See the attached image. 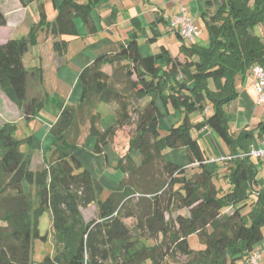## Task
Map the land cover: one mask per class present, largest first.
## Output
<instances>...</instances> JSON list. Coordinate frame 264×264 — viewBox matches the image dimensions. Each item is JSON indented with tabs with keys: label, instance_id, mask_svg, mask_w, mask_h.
Instances as JSON below:
<instances>
[{
	"label": "trees",
	"instance_id": "1",
	"mask_svg": "<svg viewBox=\"0 0 264 264\" xmlns=\"http://www.w3.org/2000/svg\"><path fill=\"white\" fill-rule=\"evenodd\" d=\"M94 3L63 0L52 21L42 4L40 20L27 36L0 43V93L27 120L45 104L41 96L29 97L30 77L38 72L43 80L42 68L30 69L25 61L31 46L41 30H51L57 36L53 48L63 59L70 42L66 35L79 33L75 15L93 29ZM201 16L209 31L206 44L179 34L177 54L164 45L159 54H143L134 33L116 52H102L85 65L80 100L67 103L50 127L54 143L47 158L44 152L46 166L31 168L23 150L29 137L16 135V122L0 125V264H250L264 239L261 162L245 154L226 112L239 95L237 76L256 63L264 66V34L255 29L264 23V0H206ZM6 24L0 8V25ZM105 103L116 105V121L107 127ZM195 112L202 118L193 120ZM85 131L95 138L96 153L108 144L123 149L116 168L125 177L105 199L104 184L77 155ZM241 131H255L261 139L264 120ZM211 134L225 140L228 158H221L216 146L214 153L202 144L200 138ZM166 148L183 150L187 162L168 160ZM191 168L197 171L189 173ZM216 177H225L229 187L219 186ZM93 204L98 216L88 219L82 208ZM183 208L187 214L178 212ZM45 211L51 213L52 231L42 233ZM193 234L204 247H192ZM50 237L54 253L33 259L34 241Z\"/></svg>",
	"mask_w": 264,
	"mask_h": 264
},
{
	"label": "crops",
	"instance_id": "2",
	"mask_svg": "<svg viewBox=\"0 0 264 264\" xmlns=\"http://www.w3.org/2000/svg\"><path fill=\"white\" fill-rule=\"evenodd\" d=\"M62 1L32 0L24 4L22 0H0V8L7 17V24L0 25V43L11 37L27 36L32 25L40 20L42 4L49 21L54 20ZM181 4L187 6L195 19L206 9V0H95L92 9L93 29H89L76 14L75 22L79 33L66 35L70 42L63 59H59V55L53 48L54 39L57 36L48 29L40 31L38 43L31 46L25 61L30 69L42 68L43 80H38V72L32 75L29 79L28 92L30 98L41 96L45 101L44 107L27 120L25 113L15 103L5 93H0V125L5 121H14L18 124L17 132L21 134V137H29L28 142L23 145V150L31 159V168L36 170L46 166L44 152L52 150L54 143V138L50 134L52 123L56 121L67 103L80 100L82 89L79 74L83 67L102 52H116L120 45L134 33L138 34L143 54H159L162 51V45L172 52L175 39L179 41V45L181 43L177 27L173 24ZM262 29L264 30V26ZM262 29L260 28V31ZM198 40L201 42L200 37ZM107 69H110V66H107ZM252 83L253 76L250 71L242 78L237 76L239 95L227 107L235 118L234 122L238 123L235 131L240 133L243 150L258 146L261 139L257 137L255 131L243 133L241 130L255 129L257 124L264 120V105H257L255 98L257 92ZM147 99L144 98L143 101ZM115 108V103L103 105L102 125L104 127L116 121ZM201 118L202 114L196 120ZM21 124L26 128H21ZM84 135L85 139H83ZM83 136L77 152L78 157L103 184L110 185L112 189L115 188L117 175H113L112 178L106 173L108 167L117 164L120 157L117 154L118 148L108 144L104 153H96L93 151L95 138L90 137L87 131L83 133ZM206 137L209 139L211 137L214 142L212 145L216 146L218 154H226L216 136L211 134V136L204 135L202 138ZM137 154L138 152H133L135 161L140 163L141 159L137 157ZM48 156L49 153L46 154V158ZM257 160L264 162V158H257ZM261 183L264 184V176Z\"/></svg>",
	"mask_w": 264,
	"mask_h": 264
},
{
	"label": "rangeland",
	"instance_id": "3",
	"mask_svg": "<svg viewBox=\"0 0 264 264\" xmlns=\"http://www.w3.org/2000/svg\"><path fill=\"white\" fill-rule=\"evenodd\" d=\"M195 20H196L197 23H199L200 28H201V35H200L201 42L206 43L207 40H208V37H209V31H208V27L206 25V22L202 18L201 14L198 15V18L195 19ZM263 26H264V23L259 24L255 28L256 31L258 33H260V34H262V33L264 34V30L262 29ZM260 28L262 29L261 31H260ZM174 43H175V46H174V49L172 48V52H173V54H177L178 47H179V41L175 39V42ZM255 98H257V93L255 95ZM144 102H145V100L143 101V103ZM141 103H142V100H141ZM105 104H103V105H105ZM199 115H200L199 112L193 113V115H192L193 120H196ZM226 117L228 118L229 124L232 126V128L234 130H237L238 123L236 124L234 122V119L235 118H234L233 114L230 113L227 110ZM172 120L173 121H176L177 120V117H172ZM27 126H29V125H27ZM21 128H26V126L23 125V124H21ZM17 130H18V124H17ZM132 130L134 132V129H132ZM194 134L196 135L197 133L194 131ZM16 135L18 137H21V134L19 132H16ZM84 137L86 138L85 135L83 136V139H85ZM217 140H218V143L220 144V147L224 149L225 153H229L230 148L227 145V143L225 142V140L223 138H221V137H217ZM200 141L202 142V144L205 145V147L207 148L208 151H210V152L217 151V150L213 149V145H209V144H214V142L212 141V139L210 140L211 143H209V142H206L205 143V139H203V138H200ZM116 147L118 148V152H120V153H121V151L123 152V149H122V146L121 145L120 146L119 145L118 146L116 145ZM50 151H45V153L46 154L47 153L50 154L51 153ZM165 152H166V158L169 159V160L177 161V162H180V163L187 162V156L186 155L185 156L183 155V152L184 151L181 150V149H169V148H166L165 149ZM214 153H216V152H214ZM117 154H119V153H117ZM222 155H224V154H219L220 157H222ZM137 157L141 159V156L139 154H137ZM214 157H215V159L217 158L216 155H214ZM215 159L213 158L212 160H215ZM196 171H197V168H191L190 171H189V173H193V172H196ZM106 174L109 175L110 177L112 176V178L115 175H117L116 176V179H118V180H115L114 179L116 181V184L121 179H123L125 177V174L121 170L117 169L116 166H110V167H108V172ZM263 176H264V162H262V163L259 164V174H258V177H259V179H261V181H262V177ZM105 179H108V177H105ZM215 180H216V182H217V184L219 186H223L224 185L226 188L229 187V184L227 183L225 177H216ZM104 187L105 188H104L103 192L101 193L102 199H105L110 194V190L112 189V188H110V185L105 184V183H104ZM139 196H140L139 194H136L135 197H132V198L134 199V201H137L139 199ZM82 209L84 210V214H85L86 218H88V219L89 218H94L95 216H98V207H97L96 204H93V205L87 206V207H83ZM178 212H181L183 214H187L188 209L187 208H183V209L179 210ZM178 212H175L174 214H177ZM167 215H168V213H167ZM125 220H126L127 224L133 229V231L136 234H139V231L134 227V225H135V219L132 218V217H128ZM40 229H41L42 233H46V232H51L52 231V216H51L50 211H45L43 213V215L41 216ZM190 241H191L192 247L195 248V249H200V248L204 247V244L199 240V237H198L197 234H193L191 236V238H190ZM262 241L259 242L257 246H259L262 243ZM54 247H55V244H54L53 237H50V239L48 241H42L40 239L39 240L36 239L34 241V244H33L32 258L33 259H36V260H40L45 255H47L48 253H54V250H55ZM262 255L263 256H262V259L260 260V262H261V264H264V251H262ZM187 258L188 257L185 256V255H180V260H187Z\"/></svg>",
	"mask_w": 264,
	"mask_h": 264
},
{
	"label": "built area",
	"instance_id": "4",
	"mask_svg": "<svg viewBox=\"0 0 264 264\" xmlns=\"http://www.w3.org/2000/svg\"><path fill=\"white\" fill-rule=\"evenodd\" d=\"M173 24L177 27L179 34L186 41H195L201 35L200 25L196 22L195 17L190 13L185 4H181L179 11L176 13ZM250 72L253 76V88L257 92L256 103L257 105H264V66L260 63H256L251 66ZM210 111V108H206L205 114ZM246 155H253L257 158H264V137L261 138L260 143L256 147H251ZM221 158H228L223 155ZM262 251H264V240L257 246L249 258L250 264H259Z\"/></svg>",
	"mask_w": 264,
	"mask_h": 264
}]
</instances>
